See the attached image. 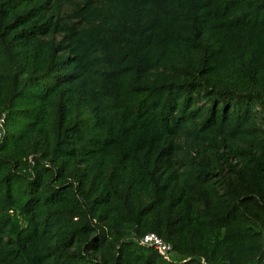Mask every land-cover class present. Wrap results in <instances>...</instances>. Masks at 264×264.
<instances>
[{"label":"trees","instance_id":"obj_1","mask_svg":"<svg viewBox=\"0 0 264 264\" xmlns=\"http://www.w3.org/2000/svg\"><path fill=\"white\" fill-rule=\"evenodd\" d=\"M4 115L0 264H264V0H0Z\"/></svg>","mask_w":264,"mask_h":264},{"label":"built area","instance_id":"obj_2","mask_svg":"<svg viewBox=\"0 0 264 264\" xmlns=\"http://www.w3.org/2000/svg\"><path fill=\"white\" fill-rule=\"evenodd\" d=\"M5 115L0 118V141L5 135ZM139 244L146 247L155 248L158 253L167 261L175 260V253L171 244L166 243L156 233L150 232L145 234L140 240Z\"/></svg>","mask_w":264,"mask_h":264}]
</instances>
